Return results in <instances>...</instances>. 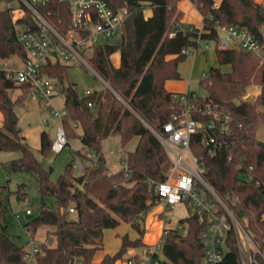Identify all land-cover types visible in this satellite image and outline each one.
Listing matches in <instances>:
<instances>
[{
	"label": "trees",
	"instance_id": "1",
	"mask_svg": "<svg viewBox=\"0 0 264 264\" xmlns=\"http://www.w3.org/2000/svg\"><path fill=\"white\" fill-rule=\"evenodd\" d=\"M9 1L16 3V0H0V52L3 56H25L11 9L4 5ZM105 1L114 10L127 6L130 14L123 24L119 44L108 41L95 46L91 62L111 88L93 90L88 99L94 101V109L88 106L87 98L80 97L76 83L70 81L68 64L50 61L43 67V72L56 78L65 94L69 115L64 124L68 138H78L84 148L94 153L84 173L73 175V163L69 162L66 174L57 180L51 179L52 169L45 168L36 158L22 129L11 121L14 102L10 91L19 89L16 102L22 103L28 87L15 84L0 71V111L3 113L0 151H21L20 157L11 160L13 169L36 176L42 202L35 216L32 209L25 227L33 235L46 227L55 239L53 246H41L36 264H74L78 259H82V264H116L130 249L146 245L142 218L159 203L150 180H163L170 166L154 130H162L171 118L172 106L179 104V93L169 91L166 81L180 78L179 64L187 56L182 50L197 47L198 39L217 40L216 20L221 25L246 27L259 37L264 28V0H221L218 7L214 6V0H191L204 19L205 30L200 33L192 24L183 22L180 0ZM148 7L152 15L146 17ZM42 11L62 31H67L72 23L71 0H48ZM25 20L33 22L29 13ZM173 30L176 34L171 36ZM117 52L121 56L119 65L112 60ZM216 52L219 63L230 64L232 69L223 72L218 67L210 68L200 81L208 91L206 100L226 104L244 121L246 147L241 164L244 169L253 166L255 175L264 181V142L256 137L259 123L264 122V64L243 49H216ZM251 84H257L260 92L255 101L247 102L243 95ZM73 122L78 126H73ZM114 134L120 136L122 146L138 137L136 148L122 158L124 167L117 170L108 166L102 153L103 141ZM41 139V151L47 154L52 141L46 131L42 132ZM199 151L204 154L206 178L238 215L244 212L246 227L264 250L261 188L255 182L240 181L238 160H229L224 154L211 157L205 148ZM77 155L86 157L81 150H77ZM22 192L20 187L17 193ZM9 193L5 185H0V264H27L25 245L16 242L7 229ZM46 197L53 198L51 206H47ZM71 207L74 212L69 211ZM121 222L129 223L138 236L132 238L124 233L120 248L96 262V253L104 247L105 230L116 228ZM180 222H187V231H173L166 236L162 264H203L200 235L204 224L193 214ZM260 261L264 263L261 257ZM220 264H239L235 240L230 242V250Z\"/></svg>",
	"mask_w": 264,
	"mask_h": 264
},
{
	"label": "built area",
	"instance_id": "2",
	"mask_svg": "<svg viewBox=\"0 0 264 264\" xmlns=\"http://www.w3.org/2000/svg\"><path fill=\"white\" fill-rule=\"evenodd\" d=\"M47 3L48 0H16V3L9 1L5 4L11 9L17 38L26 54L3 56L0 52V71L15 84L26 85L27 95L39 102L41 109L49 110L53 117L60 120L56 137L51 142V150L58 153L70 144L64 124L69 113L66 106L60 108L54 104L53 99L61 86L56 78L43 72V67L50 61L79 64L91 69L103 88H111L97 72L91 58L95 46L121 33L130 11L127 6L114 10L105 0H71L72 23L67 31H62L43 13L42 7ZM220 3L221 0H214L215 7ZM28 13L33 22L25 20ZM204 28L203 19L198 28L199 33ZM216 28L219 38L198 39V46L201 41H205L206 49L212 46L219 50L243 49L252 52L264 64V28L261 37L246 27L221 25L218 20ZM175 34L176 30L170 33L171 36ZM220 34H223V39ZM182 52L188 54L189 48H184ZM92 94L93 90L87 89L82 98L88 99ZM178 99L179 104L172 106L170 120L163 124L161 131L154 130L166 151L170 166L163 180H150V187L157 192L159 203L166 207L185 204L193 209L192 214L204 224L200 235L204 248L203 264H220L230 250L232 240L237 245L239 264H264L260 261V257L264 259V250L246 227L245 215H238L232 204L206 178L204 154L199 151L205 148L211 157L224 154L229 160H238L240 181L255 182L264 198V181L255 175L253 166L244 169L241 164L245 159L242 151L246 147L244 121L226 104L206 100V96L195 91L181 92ZM88 106L94 109V101L88 99ZM72 124L78 126L76 122ZM75 165L80 168V174L84 173L85 162L77 159ZM69 211L74 212V208H69ZM26 213L32 214V209L28 208ZM173 231H187V222L179 221L176 226H165L162 242ZM29 233L32 236L31 247L26 248L24 260L27 264H36V254L43 244L36 242L33 234ZM50 241L51 238H46L44 244ZM162 246L163 243H157L133 249L127 256L117 260L116 264H162ZM74 264H82V259L76 260Z\"/></svg>",
	"mask_w": 264,
	"mask_h": 264
},
{
	"label": "rangeland",
	"instance_id": "3",
	"mask_svg": "<svg viewBox=\"0 0 264 264\" xmlns=\"http://www.w3.org/2000/svg\"><path fill=\"white\" fill-rule=\"evenodd\" d=\"M5 5V4H4ZM181 8L184 12V18L188 19L191 23L196 21H202L203 17L198 11L197 7L191 0H182ZM149 13V10H147ZM221 39H223V34ZM110 43L119 44L121 42L120 34H116L109 38ZM195 47L189 48V52L180 64V78L170 79L171 82H175L176 91L180 93L184 84L190 91H195L201 96H207V89L201 84V79L204 78L211 67H218L223 72H230L232 67L230 64H220L217 57L216 48L214 46L205 48V41H201L198 50L195 51ZM116 59V60H115ZM114 61H117V57H114ZM113 61V62H114ZM115 64V63H114ZM68 77L70 81L76 83L80 97L82 98L84 92L87 89H100L103 88L100 81L95 77L94 72L85 66L76 64L69 65ZM170 87V86H169ZM183 91V90H182ZM255 101L260 87L257 84H251L246 89ZM184 92V91H183ZM19 89L10 91L11 99L14 102L13 112L18 117V127L22 129L21 133L25 136V140L30 146L36 158L47 169H52L51 179L57 180L60 175L66 174V166L69 162L73 163V175L80 174V168L75 165L77 159L82 160L86 164L94 156L93 152H87V149L81 144L80 140L72 139L70 144L67 145L61 152H54L51 150L47 154L41 151L42 139L41 134L46 131L51 141L56 137V130L60 123V120L53 117L49 110H43L40 107V103L26 96L25 101L22 103L16 102V98L19 95ZM54 104L60 108H64L65 94L59 89L57 96L53 99ZM259 110H263L258 106ZM3 113L0 111V125L3 124ZM47 120V122H45ZM81 130V128H78ZM256 137L258 140L264 142V122H260ZM138 143V137H134L126 146H122L121 138L118 134L109 136L103 141L102 153L105 157L107 164L110 168L120 169L124 167L122 158L128 151L134 150ZM77 150H81L86 157L84 158L77 155ZM21 156V151H0V185H5L9 193V216H8V231L14 237L16 242L21 245H25L26 248L31 247L32 236L25 227V221L28 217L26 210L28 208L33 209L32 216H35L42 202L41 195L37 188L36 176L26 170H15L12 167L11 160ZM118 167V168H117ZM120 167V168H119ZM22 187L23 192L18 194L17 190ZM45 202L47 206L53 204V198L46 197ZM193 213V209L187 207L185 204H176L170 207H166L162 203H158L150 211H148L142 218L145 226L144 242L146 245H156L162 242V232L165 226H176L180 219L188 217ZM168 219V220H167ZM48 229L41 228L33 235L36 242L44 244L46 238H51V241L47 244L53 246L55 239L50 234ZM129 233L132 238H136L138 233L133 230L131 225L126 222L116 228L105 230L104 247L100 249L95 256V260L102 259L106 253L116 252L121 245L122 235ZM130 249L129 252L133 251ZM128 252V253H129Z\"/></svg>",
	"mask_w": 264,
	"mask_h": 264
},
{
	"label": "crops",
	"instance_id": "4",
	"mask_svg": "<svg viewBox=\"0 0 264 264\" xmlns=\"http://www.w3.org/2000/svg\"><path fill=\"white\" fill-rule=\"evenodd\" d=\"M181 2H182V0H180V2H179V7H180V9L182 10V8H181ZM147 10H149V13H147ZM145 15H146V17H149V16H151L152 15V9L150 8V7H148V8H146V10H145ZM183 22L184 23H186V24H192L193 26H195L196 28H199L200 26H201V24H202V21H196L195 23H191L188 19H186V18H183ZM117 57V61H114V57ZM120 59H121V56H120V53L119 52H117V53H115L113 56H112V60L114 61V63H115V65H119L120 64ZM116 60V59H115ZM170 86V87H169ZM175 86H176V83L175 82H171L170 80H167L166 81V88L169 90V91H173V92H179V91H176L175 89H172V88H175ZM179 88H182V90L185 92V91H188L189 89L186 87V85L184 84L182 87H179ZM180 91V93L181 92H183V91ZM3 118V117H2ZM118 168V167H117ZM120 168V167H119ZM112 169H115V168H112ZM101 259H99V260H95L96 262L97 261H100Z\"/></svg>",
	"mask_w": 264,
	"mask_h": 264
},
{
	"label": "water",
	"instance_id": "5",
	"mask_svg": "<svg viewBox=\"0 0 264 264\" xmlns=\"http://www.w3.org/2000/svg\"><path fill=\"white\" fill-rule=\"evenodd\" d=\"M243 98L244 100H246L247 102H251L253 99H254V96H252L249 92L245 91L244 92V95H243ZM8 102H10V100H8ZM79 102H77L78 104ZM11 121L13 123L17 122L18 121V117L16 116L15 112H12V115H11ZM38 186V184L36 185ZM240 215L241 216H244V212H240ZM27 221V220H26Z\"/></svg>",
	"mask_w": 264,
	"mask_h": 264
}]
</instances>
